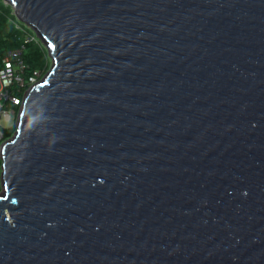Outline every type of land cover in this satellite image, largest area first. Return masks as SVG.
I'll return each mask as SVG.
<instances>
[{
    "label": "water",
    "instance_id": "water-1",
    "mask_svg": "<svg viewBox=\"0 0 264 264\" xmlns=\"http://www.w3.org/2000/svg\"><path fill=\"white\" fill-rule=\"evenodd\" d=\"M51 67L1 146L0 264H264V0H2Z\"/></svg>",
    "mask_w": 264,
    "mask_h": 264
},
{
    "label": "built area",
    "instance_id": "built-area-1",
    "mask_svg": "<svg viewBox=\"0 0 264 264\" xmlns=\"http://www.w3.org/2000/svg\"><path fill=\"white\" fill-rule=\"evenodd\" d=\"M15 27L23 33V45L13 50L3 58V67L0 69V151L7 140L5 131L13 127L17 121L20 107L27 93L42 80L41 70L30 71L29 65L22 58L25 46L35 44L43 48V43L34 31L25 24L17 23ZM46 74V73H45ZM2 172V159L0 153V176Z\"/></svg>",
    "mask_w": 264,
    "mask_h": 264
},
{
    "label": "trees",
    "instance_id": "trees-1",
    "mask_svg": "<svg viewBox=\"0 0 264 264\" xmlns=\"http://www.w3.org/2000/svg\"><path fill=\"white\" fill-rule=\"evenodd\" d=\"M17 23L23 24L16 18L12 8L0 0V69L3 67V58L23 45V33L15 27ZM25 48L22 58L29 65L30 71L38 69L44 72L47 68V55L43 48L33 43L26 45ZM15 131V126L6 130L5 139H9Z\"/></svg>",
    "mask_w": 264,
    "mask_h": 264
},
{
    "label": "rangeland",
    "instance_id": "rangeland-1",
    "mask_svg": "<svg viewBox=\"0 0 264 264\" xmlns=\"http://www.w3.org/2000/svg\"><path fill=\"white\" fill-rule=\"evenodd\" d=\"M4 3H6V2H4ZM7 4V3H6ZM8 5V4H7ZM43 47V50L46 52V55H47V68H46V70L43 72V76L45 75V73L49 70V68L51 67V59H50V57L48 56V53H47V50H46V48H45V46L43 45L42 46ZM16 124H17V121H15L14 122V124H13V127L15 126L16 127ZM13 136V135H12ZM11 136V137H12ZM10 137V138H11ZM0 191H1V183H0Z\"/></svg>",
    "mask_w": 264,
    "mask_h": 264
}]
</instances>
